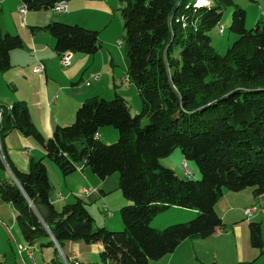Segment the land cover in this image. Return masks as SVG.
I'll return each mask as SVG.
<instances>
[{
	"label": "trees",
	"instance_id": "1",
	"mask_svg": "<svg viewBox=\"0 0 264 264\" xmlns=\"http://www.w3.org/2000/svg\"><path fill=\"white\" fill-rule=\"evenodd\" d=\"M20 1L38 11L63 0ZM118 1L126 75L141 100L138 113L131 114L118 93L91 95L77 107L73 122L45 136L21 100L0 103L3 149L5 135L17 128L32 136L63 174L80 164L100 178L118 171L119 188L131 201L119 208L123 229L95 226L82 196L54 206L42 158L31 157L28 168L20 170L5 157L16 181L0 178V197L13 206L26 245L54 247L47 264H65L50 232L61 247L66 240L101 241L100 257L109 264H147L182 239L205 237L221 225L215 203L224 188L251 186L256 196L264 192V22L246 29L245 10L234 5L229 28L238 37L219 54L209 31L232 0L206 5L197 0ZM41 29L55 37L58 53H95L101 47L98 31L77 23L53 20ZM22 45L18 34L0 29V71L11 65L10 50ZM105 124L118 128L116 141L106 143L95 135ZM175 147L185 160L196 161L199 178L181 177L160 163ZM171 205L195 208L196 214L162 228L151 225V218ZM248 228L251 244L263 249L260 222L250 220Z\"/></svg>",
	"mask_w": 264,
	"mask_h": 264
},
{
	"label": "crops",
	"instance_id": "2",
	"mask_svg": "<svg viewBox=\"0 0 264 264\" xmlns=\"http://www.w3.org/2000/svg\"><path fill=\"white\" fill-rule=\"evenodd\" d=\"M20 2V0H0L1 31L18 34L23 43L22 46L10 50L11 65L0 71V84L5 86V90L0 89V103L10 105L12 100L20 99L28 107L36 128L45 136H51L57 125H66L73 121L77 107L86 97L91 95L106 97L119 91L114 90L116 88L115 70L104 63L102 45L95 53H73L71 62L62 65L59 53L54 48L55 37L41 28L53 20L77 23L86 28H97L96 24L91 26L84 21L90 14L97 13L100 6L104 5L101 4V0H69L65 13L57 14L51 9L27 10L22 23L17 12ZM34 56L44 63L43 71L33 70L36 63ZM123 59L124 78L127 77L125 56ZM90 71L100 73V78L94 81L93 85L83 82V77ZM122 95L126 97L125 94L122 93ZM106 131L116 134L115 130ZM3 146L6 149L7 161L20 170L28 168L31 157L42 158L47 163L48 175L52 183L50 198L56 208L59 209L64 203L82 196L94 218L93 225L116 227L121 224L120 216L116 213L120 206L129 200L119 190V173L113 172L100 178L87 165L80 164L70 173L63 174L59 167L45 156L43 147L35 139L17 128L7 132ZM183 160L182 156L181 166ZM0 171V178L9 179L10 174L2 165H0ZM177 172L185 173L180 167ZM194 172L196 170H193ZM252 204L258 205L259 212L255 211L251 217L247 218L244 209ZM104 206L111 210V214H107ZM262 207H264V192L256 196L252 188L245 187L237 191L224 188L222 196L215 203V209L222 218L221 225L205 237L182 239L172 251L159 258L149 259L147 264H207L211 261H218L221 264H264V258L256 262L257 248L251 245L248 228L250 220L264 217ZM0 209H3L7 216L12 215L10 219L16 222L13 206L1 197ZM195 214V208L171 205L155 214L150 223L154 227L161 228L170 222L188 220ZM0 221L9 231L12 230V225L4 221L1 216ZM21 246L25 248L28 245ZM33 247V250L38 248L42 250L45 246L35 244ZM46 247L47 256H52L54 247ZM61 248L66 257L75 264H89L100 256L103 244L101 241L86 242L75 239L66 240ZM24 250L26 251V249L21 251L23 262L30 261L34 264L35 262L33 263L29 258L28 251H26L28 258L24 256ZM101 262L109 264L102 259Z\"/></svg>",
	"mask_w": 264,
	"mask_h": 264
},
{
	"label": "rangeland",
	"instance_id": "3",
	"mask_svg": "<svg viewBox=\"0 0 264 264\" xmlns=\"http://www.w3.org/2000/svg\"><path fill=\"white\" fill-rule=\"evenodd\" d=\"M101 1H102L101 4H103L104 6L103 7L100 6L98 12L94 13V14H90V16L84 22H86V24L91 25V26H95V24H96L97 28H89V27H87V28L98 31L99 39H100L102 49H103L102 53L104 56V63L107 65V67L111 66V69L115 70L114 75H115V84H116L115 87L116 88L114 90L117 89V92L119 91L118 93L120 95H122V93L126 95V97L123 95L122 96L125 97V99L127 100L130 113L136 114L141 109V100H140L139 94L137 92L136 86L134 85L133 82L128 81L127 77L123 78L124 73L122 71V69H124L125 62L123 59L124 48L122 45L123 44L122 37H123L124 31H123V22H122V17H121V12H120L121 4L118 0H101ZM199 1H200L199 2L200 4H204V2H207L208 4L210 3L209 0H199ZM202 1H204V2H202ZM232 3H233V5H227V6L223 7V12H222V16L220 19V23L217 25V27H214L213 29H211L209 31V35L211 37V44L213 45L215 51L219 54H223L226 51V49L230 45H232V43L238 37V35L235 34L234 32H232L229 28L231 20H232V12H233L234 5H238L245 10V15H246V17H245V28L246 29L253 28L254 25L258 21L264 22V0H232ZM60 22H63V21H60ZM63 23H67V22H63ZM3 33H5V32H3ZM118 40H120L119 45L116 44V42ZM107 46L110 48H108ZM93 72H97V71H90V72H88V74L93 73ZM87 75H85L83 77V82L85 84H88V85L89 84L93 85L94 82H89V83L85 82V78ZM16 81H18V79ZM9 85L12 86L10 83H9ZM6 88H9V87H6ZM12 88H14V87H12ZM0 89L5 90V86L0 84ZM113 93L111 95L109 94L110 96L108 95L106 97L105 96H103V97L112 98L114 96ZM14 101H20V99L12 100L10 105ZM0 106H2V105L0 104ZM74 119H73V121H74ZM141 122H142V124H145L147 122V118L143 117ZM99 130H101L100 131L101 135L99 138L106 143H112V142L116 141L118 138V135H119L118 128H116L114 125L105 124V125H102L99 128ZM106 130H115L116 134H114V135L110 134L109 131H106ZM0 136H1V130H0ZM97 136H99V135L97 134ZM0 145H1V147H0L1 165L10 174L9 179L16 181L12 172H11L10 166H8L9 163H7L6 159L4 158V156L7 158V153H6V149H3V147H2L1 137H0ZM173 150L168 155H165V156L159 158L160 163L162 165L171 167L181 177L189 176L186 173L177 172L179 167L181 168V170H183V168L181 166V159H182L183 155H182V151L179 147H175ZM186 161H187V163L191 169L196 170V172L191 174L189 177L199 178L201 176V173H200V170L198 169L196 161L194 159H187ZM45 164L47 166L46 162H45ZM47 170H48V168H47ZM115 172H117V174H118V171H115ZM197 172H198L199 176L197 175ZM248 188H252V187L248 186ZM119 190H120V188H119ZM130 202L131 201L129 200L125 204L130 203ZM125 204H122V205H125ZM252 205H257V204H252ZM252 205H249V206H252ZM257 207H258V205H257ZM6 209L8 210V208H6ZM257 210L258 209H256V213L259 212ZM160 212H162V211H159L158 213H160ZM116 214L120 216L121 224H119V226H116V227L111 226V225H109V226L104 225L108 229H112V230L123 229L124 224L122 223L123 221H122V218L120 215V211L118 210ZM252 215H250V217ZM0 216L4 221H6L12 225V230L9 231L7 229V227H5L3 225V223L0 221V260H5L9 264H31L30 261H28V262L24 261L23 262V260L21 259V251L23 249H27L30 246H26V242L23 240V236H22L21 230L19 228V225L14 220L12 221L10 219V217L12 215L10 216L8 214V216H7L3 212V209H0ZM247 218H249V216ZM252 220L259 221L260 224H262V226H261L262 227V237L264 240V217H260L259 219L255 218ZM174 222H178V221H174ZM170 223H173V222H170ZM100 225H103V224H100ZM54 242H55L56 248L58 249V251L62 255V253H64L62 251V248L60 246H58L59 244L57 243V241L54 240ZM19 244L26 246V247L23 248L22 250H20ZM33 248H34L33 246L30 247V249H32V251H33V254L31 256H29L30 260H32L33 263L35 262L34 264H47L50 257H51V256H47V247L46 246L42 247L43 248L42 250H40L39 248L33 250ZM263 249H264V247H263ZM263 249L257 248L258 256L256 258V262H260V260H262L264 258V250ZM260 251L261 252L263 251V252L261 253ZM26 254L27 253L24 250V256L26 258H28V256ZM67 260H68L69 264H70V262H72L68 258H67ZM95 260H96V262H94ZM95 260H92L89 264H102L100 256H97V258ZM78 262H80V261H78ZM65 264H66V262H65ZM81 264H83V263H81Z\"/></svg>",
	"mask_w": 264,
	"mask_h": 264
},
{
	"label": "built area",
	"instance_id": "4",
	"mask_svg": "<svg viewBox=\"0 0 264 264\" xmlns=\"http://www.w3.org/2000/svg\"><path fill=\"white\" fill-rule=\"evenodd\" d=\"M51 10L54 13H57V14L65 13L67 11V1L63 0V1H59V2L55 3V5L51 8ZM17 12H18V15L21 18V22L24 23L25 14L27 12L26 4L23 3V2H20V4L17 7ZM119 41L120 40L117 41L118 45H119ZM72 56H73V52L71 50H65V51L60 52L59 53L60 63L62 65L69 64L71 62ZM35 59H36V63L33 66V70L34 71H43L44 68H45L44 63L40 59H38L36 57H35ZM99 78H100V73L99 72H93V73H90V74L87 75V77L85 78V82L86 83L94 82V81H97ZM95 135H97V133ZM182 166H183L184 172L187 175L190 176L191 174H193V170L188 166V164H187L185 159L182 161ZM104 209L107 212V214L111 213V210L109 208H107L106 206H104ZM256 209H257V205H252V206L246 207L244 209V212H245V214L247 216H250L251 214H253L256 211ZM262 209L264 210V207H262ZM19 249L20 250L23 249V247L20 244H19ZM27 251H28L29 255L31 256L32 255V250H27ZM62 256H63L66 264H69V262H68L67 258L65 257L64 253H62Z\"/></svg>",
	"mask_w": 264,
	"mask_h": 264
},
{
	"label": "bare ground",
	"instance_id": "5",
	"mask_svg": "<svg viewBox=\"0 0 264 264\" xmlns=\"http://www.w3.org/2000/svg\"><path fill=\"white\" fill-rule=\"evenodd\" d=\"M197 2L199 3L200 1L199 0H197ZM202 2H204V1H202ZM200 4V3H199ZM206 4H208L207 2H204V4H202V5H206ZM1 119H2V110L0 109V129H1ZM0 147H1V145H0ZM4 158H5V156H4ZM27 250H31L30 249V247H28L27 249H26V251Z\"/></svg>",
	"mask_w": 264,
	"mask_h": 264
},
{
	"label": "water",
	"instance_id": "6",
	"mask_svg": "<svg viewBox=\"0 0 264 264\" xmlns=\"http://www.w3.org/2000/svg\"><path fill=\"white\" fill-rule=\"evenodd\" d=\"M48 231L50 232V230L48 229ZM50 234H51V236H52V238L55 240V238H54V236H53V234L50 232ZM56 241V240H55ZM58 246H60V245H58Z\"/></svg>",
	"mask_w": 264,
	"mask_h": 264
}]
</instances>
